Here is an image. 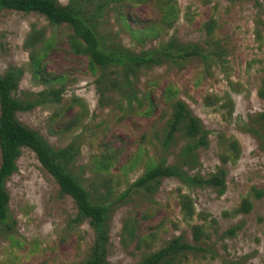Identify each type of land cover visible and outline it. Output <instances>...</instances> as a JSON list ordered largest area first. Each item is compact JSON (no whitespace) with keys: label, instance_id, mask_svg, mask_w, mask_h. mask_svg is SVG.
Returning <instances> with one entry per match:
<instances>
[{"label":"rangeland","instance_id":"1","mask_svg":"<svg viewBox=\"0 0 264 264\" xmlns=\"http://www.w3.org/2000/svg\"><path fill=\"white\" fill-rule=\"evenodd\" d=\"M61 6L69 0H57ZM264 14V0H258ZM178 19L173 27L161 31L145 48L174 38L181 44L206 48L203 25L216 21L215 38L226 45V63L205 64L193 58L179 67L164 64L142 71L138 78V95L150 92L155 110L151 115L128 109L121 94L110 90L93 74L86 58L71 53L65 26L52 27L41 15L3 11L0 13V76L18 68L22 77L13 96L19 100L42 101L32 110L16 114L17 121L35 131L55 150L72 142L77 146L71 172L84 185L113 192V199L127 190L155 156L156 143L169 109L161 98L168 84L178 91V98L189 107L209 132V145L199 151V167L194 173L207 176L221 167L218 135L238 141L240 158L228 163L226 191L222 196L211 188L187 189L175 179H164L151 194L132 196L116 204L109 215L107 260L110 264H138L144 257L182 236L193 244L190 226L181 220L177 192L189 195L197 212H205L216 225L206 223L213 253L189 255L176 264H264V195L256 199L252 188L264 192V149L246 132L257 115L264 114V35L257 42L253 20L257 9L248 0H176ZM132 18L133 29L159 22V12L152 4L129 5L124 9ZM102 24L106 32H118L116 42L134 53L141 51L131 36L115 23ZM42 30L45 48L42 75L45 83L33 74L30 51L24 43L31 30ZM104 31V32H105ZM209 43V42H208ZM226 69V70H225ZM62 89L59 102L52 96L38 98L40 93ZM228 93L234 104L231 119L224 120L216 107H205L207 95ZM146 105V104H145ZM225 112L223 111V114ZM181 142L168 154L172 163ZM113 150L115 161L109 174L100 175L95 157L105 148ZM139 153V156L137 155ZM95 165V166H94ZM97 167V166H96ZM107 180L109 182H107ZM9 195L8 226L0 233V264H82L94 240L87 222L75 223L76 208L70 197L62 195L54 179L42 168L35 154L21 150L16 172L7 180ZM244 198L253 202L248 215L225 217ZM131 221L135 239L123 241L125 222ZM193 224H203L195 219ZM240 226L233 237L226 232ZM4 231L8 232L5 234Z\"/></svg>","mask_w":264,"mask_h":264},{"label":"trees","instance_id":"2","mask_svg":"<svg viewBox=\"0 0 264 264\" xmlns=\"http://www.w3.org/2000/svg\"><path fill=\"white\" fill-rule=\"evenodd\" d=\"M248 1L257 9L253 20V34L256 41L261 42L264 35L262 7L258 0ZM143 4H152L158 10L159 22L133 29L130 23L134 21L126 15L124 9L129 5ZM3 11L35 13L44 17L52 27L68 28L70 34L67 36V42L71 53L86 58L88 69L93 74H97L99 80L107 84L108 89L119 92L128 109L142 114L151 115L155 110L149 91L138 95L136 85L142 71L164 64L179 67L193 58L202 59L205 64L226 63L224 57L227 48L215 38L214 19L203 25L207 49L194 44H181L174 38L158 43L155 47L145 48L147 42L151 39L155 40L161 31L173 27L178 19L176 0H69L65 6H61L57 0H0V13ZM113 14H116L115 23L119 25L120 30L128 33L140 46L139 53H134L116 42L120 33L102 30L103 22L109 23ZM44 36L42 30L33 28L26 38L24 47L30 51L33 74L48 83L50 80L42 75L45 48L37 50V47L43 43ZM22 73L18 68H11L0 76V233L3 227L11 231L7 224L10 214L9 195L5 184L16 172V161L23 148L35 154L42 168L57 183L60 193L72 199L76 208L74 222L77 224L87 222L92 229L94 240L82 264H110L107 260L108 221L113 207L118 203L126 202L132 196L153 193L164 179H175L187 189L211 188L218 196L225 193V166L228 163L234 164L240 158V145L235 139L219 134L222 166L207 176L194 173L200 165L199 151L209 145V132L201 120L192 114L185 102L178 98V91L171 84L165 86L161 96L170 112L159 133L155 156L145 163L144 173L128 185L125 192L113 199L110 187L107 188L105 185L106 189L102 193L92 185L84 186L73 175L70 168L78 153L77 146L73 142L64 149L55 150L37 132L17 121V113L30 111L42 103L39 100L35 102L14 98L13 94L18 88ZM61 93L62 89L51 90L49 93H40L38 98H47L49 94L52 100L58 103ZM259 94L263 96L264 89H261ZM203 104L205 107H216L224 120L231 119L234 104L228 93L223 96L207 95L203 98ZM252 124L247 127L246 132L256 138L264 149V114L257 115ZM177 141L182 144L174 161L170 163L167 156L170 148ZM137 155L139 156V153ZM94 159L97 172L105 176L109 174L110 167L115 161V154L107 147ZM252 194L256 199H260L264 192L252 188ZM177 198L181 220L190 226L193 244L184 241L182 236L175 237L166 246L144 257L138 264H176L187 259L189 255H212L213 251L208 244L210 235L205 224L216 225V221L209 219V215L205 212H197L192 198L182 190H178ZM253 207L250 198H244L237 208L223 215L227 218L246 216L251 213ZM197 218L203 221V224H193ZM239 229L240 226L232 227L226 235L233 237ZM4 233L8 234L6 231ZM123 235V241L135 239V230L131 221L125 222Z\"/></svg>","mask_w":264,"mask_h":264}]
</instances>
